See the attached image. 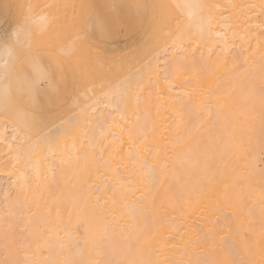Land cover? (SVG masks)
<instances>
[{"label": "bare ground", "instance_id": "6f19581e", "mask_svg": "<svg viewBox=\"0 0 264 264\" xmlns=\"http://www.w3.org/2000/svg\"><path fill=\"white\" fill-rule=\"evenodd\" d=\"M173 3L102 105L0 117V264H264V0Z\"/></svg>", "mask_w": 264, "mask_h": 264}, {"label": "rangeland", "instance_id": "374dc122", "mask_svg": "<svg viewBox=\"0 0 264 264\" xmlns=\"http://www.w3.org/2000/svg\"><path fill=\"white\" fill-rule=\"evenodd\" d=\"M181 20L173 0H0V36L25 21L31 32L11 80L0 77V117L23 129L26 116L43 132L77 104L102 105L103 92L173 41ZM7 58L0 47V64Z\"/></svg>", "mask_w": 264, "mask_h": 264}, {"label": "snow or ice", "instance_id": "6c2138e0", "mask_svg": "<svg viewBox=\"0 0 264 264\" xmlns=\"http://www.w3.org/2000/svg\"><path fill=\"white\" fill-rule=\"evenodd\" d=\"M176 7L192 9L198 6L191 4H177ZM189 15H191V12ZM39 19L41 21L44 20L43 17ZM33 22L35 23L36 21L34 20ZM26 46H31V32L27 21L22 24H18L14 30L6 31L2 36H0V47H2L3 53L8 57L7 59H3V63L0 64V68L3 69L4 80H11L14 65L19 59L17 53L22 52ZM33 71L39 72V65L33 64Z\"/></svg>", "mask_w": 264, "mask_h": 264}]
</instances>
